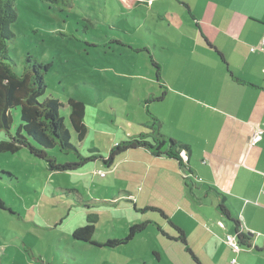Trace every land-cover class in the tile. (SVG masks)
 Returning a JSON list of instances; mask_svg holds the SVG:
<instances>
[{
  "label": "rangeland",
  "instance_id": "374dc122",
  "mask_svg": "<svg viewBox=\"0 0 264 264\" xmlns=\"http://www.w3.org/2000/svg\"><path fill=\"white\" fill-rule=\"evenodd\" d=\"M148 1L123 10L116 0H72V7L63 11L39 0L15 1V39L9 54L16 71L26 55L50 64L40 99L63 102L60 113L68 126L66 99L85 103L87 133L78 142L71 129L72 142L82 156L97 158L66 173L49 171L25 148L0 153V167L14 176L0 178V264H197L175 238L174 226L183 230L200 264H264V251L254 250L253 243L264 247V217L246 218L247 239H240L233 223L216 209L219 196L207 189L216 190L214 185L222 181L219 171L226 165L218 163L214 174L200 165L203 169L191 178L176 159L173 164L147 148L121 153L110 166L101 159L116 142L150 134L153 116L161 120L160 132L178 141L186 135L184 127L194 124L191 97L219 90L220 77L226 75L218 57L197 37L196 21L184 2L152 0L147 6ZM192 1L202 10L204 4ZM153 61L167 91L159 102L147 101L164 90ZM12 114L14 130L18 110ZM258 146L264 154V144ZM49 153L59 162L77 159L74 152ZM240 188L252 185L245 181ZM87 211L98 212V240L124 236L133 224L145 223V229L126 244L97 247L72 237V230L85 224ZM226 235L239 245L237 250Z\"/></svg>",
  "mask_w": 264,
  "mask_h": 264
},
{
  "label": "crops",
  "instance_id": "0c3cea01",
  "mask_svg": "<svg viewBox=\"0 0 264 264\" xmlns=\"http://www.w3.org/2000/svg\"><path fill=\"white\" fill-rule=\"evenodd\" d=\"M181 1L186 6L179 4L185 6L196 21L197 37L201 35L209 51L213 52L206 41L216 47L226 62L218 58L226 73L220 77L219 90L199 92L201 97H191L195 105L194 124L184 127L186 135L178 138V142L198 151L191 149L188 160L187 157L183 159L185 165L182 168L193 178L203 169L200 165H206L205 169L209 172L210 168L213 174L219 171L218 163L226 165L219 171V180L222 181L214 185L217 191L211 187L207 189L215 191L217 196L219 193L226 197L225 206L231 216L239 220V230L245 233L246 218L252 221L257 216L264 217L261 213L264 211V154L258 146L261 142L264 144V50L250 51V46L264 37V0ZM190 1L204 4L202 10ZM148 4L151 6L153 1L149 0ZM218 65L216 67L220 70ZM229 71L242 82L232 79ZM204 107L207 112L203 111ZM199 113L201 117L196 118ZM255 129L263 133L251 144ZM200 149L206 155L205 159L200 157V153L198 155ZM193 158L195 162L191 160ZM168 160L177 163L173 158ZM245 181L252 188L242 191L240 185H244ZM185 239L187 243L186 235ZM253 243L254 250L264 251V247L258 248V243ZM247 247L250 250L251 245Z\"/></svg>",
  "mask_w": 264,
  "mask_h": 264
},
{
  "label": "trees",
  "instance_id": "16d2710c",
  "mask_svg": "<svg viewBox=\"0 0 264 264\" xmlns=\"http://www.w3.org/2000/svg\"><path fill=\"white\" fill-rule=\"evenodd\" d=\"M16 0H0V153L14 154L20 149L26 151L37 160H42L47 169L52 172H76L86 162L95 160L97 155L82 156L72 142V131L78 142L82 141L87 133V127L84 124L85 103L73 97H68L66 103L69 106L68 122L61 115L60 108L64 106L63 102L53 97L40 99L46 91L45 73L49 69V63L41 61L26 55L23 59V65L20 72L16 71V63L9 54V44L14 41L15 33L12 30V23L17 19L15 7ZM49 5H56L63 11L72 7V0H39ZM123 10L133 9L138 0H116ZM183 4V3H182ZM185 5V4H184ZM186 6V5H185ZM264 37H261L258 46ZM205 40V39H204ZM206 41V40H205ZM206 45L212 49L214 54L225 64L221 52L211 43L206 41ZM264 48V44H263ZM261 51L258 47L254 51ZM156 67L155 77L160 88L164 89L160 95H157L147 101H162L167 95L166 86L160 76V68L155 61L152 62ZM229 75L237 82L242 80L236 78L229 71ZM18 110L19 122L13 127L12 112ZM152 132L139 133L129 139L116 142L111 148L107 158L101 157L103 162L110 166L115 156L120 155L130 149L147 148L151 155L155 157H168L176 159L181 167L185 165L179 153L184 150L188 157L191 155V149L188 144L180 143L171 137L165 136L161 129V120L156 116L152 117ZM72 129V131H71ZM150 136L151 141L148 140ZM56 149L59 153L68 154L74 152L76 160H66L59 162L56 155L50 154L49 150ZM3 175L14 177L13 174L0 167V178ZM217 210L225 215L233 224L236 235L241 239H247L246 235L239 230V220L232 218L228 208L225 206L226 197L219 194ZM0 198V207L4 206ZM131 200V199H130ZM78 204V203H77ZM135 210H138L134 206ZM11 211V209H9ZM164 214L163 212H161ZM68 215V213H67ZM65 217L61 218L62 222ZM99 221V215L96 211H87L85 215V224L75 227L72 230V237L76 240L84 241L97 247H116L126 244L132 240L134 235L145 229V223L133 224L128 227L127 233L121 237H106L101 240L94 238L96 224ZM178 231V238L185 244L186 250L190 252L192 258L197 264L199 260L187 246L185 235L182 229L174 226ZM249 246V244H247Z\"/></svg>",
  "mask_w": 264,
  "mask_h": 264
},
{
  "label": "built area",
  "instance_id": "2783aa9c",
  "mask_svg": "<svg viewBox=\"0 0 264 264\" xmlns=\"http://www.w3.org/2000/svg\"><path fill=\"white\" fill-rule=\"evenodd\" d=\"M263 44H264V38L262 39V41L260 42V44H258V46L251 47V50L254 51L257 47L259 49H263ZM262 133H263L262 130L255 129L254 132H253V134H252V136H251V144L255 143V141L260 138V135ZM179 154H180V156H181L182 159H186L187 156H186V153H185L184 150H181ZM100 175L103 176V173L100 172ZM131 199H132V197H131ZM226 241L232 246V248L234 250H237L239 248V245L234 242L233 237L231 235H226Z\"/></svg>",
  "mask_w": 264,
  "mask_h": 264
}]
</instances>
